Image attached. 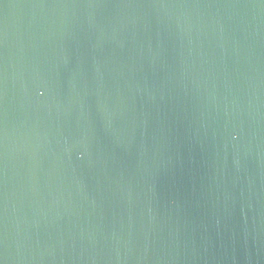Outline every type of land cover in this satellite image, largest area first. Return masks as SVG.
Returning a JSON list of instances; mask_svg holds the SVG:
<instances>
[{"label":"water","instance_id":"1","mask_svg":"<svg viewBox=\"0 0 264 264\" xmlns=\"http://www.w3.org/2000/svg\"><path fill=\"white\" fill-rule=\"evenodd\" d=\"M0 262L264 264V0H0Z\"/></svg>","mask_w":264,"mask_h":264},{"label":"snow or ice","instance_id":"2","mask_svg":"<svg viewBox=\"0 0 264 264\" xmlns=\"http://www.w3.org/2000/svg\"><path fill=\"white\" fill-rule=\"evenodd\" d=\"M41 94H43V93H41ZM0 264H2V262H0Z\"/></svg>","mask_w":264,"mask_h":264}]
</instances>
